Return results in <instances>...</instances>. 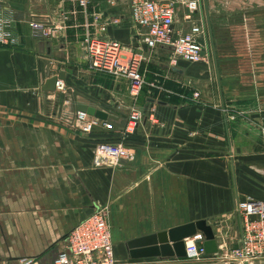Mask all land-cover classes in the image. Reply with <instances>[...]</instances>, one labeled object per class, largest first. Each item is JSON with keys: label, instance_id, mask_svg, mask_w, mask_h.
<instances>
[{"label": "crops", "instance_id": "obj_1", "mask_svg": "<svg viewBox=\"0 0 264 264\" xmlns=\"http://www.w3.org/2000/svg\"><path fill=\"white\" fill-rule=\"evenodd\" d=\"M154 1L174 2L176 27L188 31L187 0ZM129 3L89 0L84 11L72 0H0V15L11 21L18 38L17 44L0 43V264H20L25 257L54 264L64 236L102 207L108 210L117 263L151 262L163 256L133 257L127 241L200 218L215 219V228L238 199L264 200V111L260 119L255 114L234 121L223 110L228 100L220 75L213 74L222 67L211 58L217 53L216 28L207 0H200L192 22L204 26L199 41L209 57L195 63L179 59L176 66L170 65L169 47L150 49L144 43L145 29L132 21ZM30 12L50 15L66 28L51 39L34 37ZM241 12H233L236 21ZM101 24L108 25L105 35L146 57L140 71L147 84L137 98L127 79L90 65L85 34L98 33ZM260 31L256 34L264 36V26ZM249 46L253 68L264 44ZM62 73L65 91L43 89ZM190 79L199 97L174 87L173 81ZM78 103L114 114L118 122L110 129L88 114L96 126L84 132ZM133 106L145 114L127 134L124 122ZM103 141L123 142L132 159L95 166Z\"/></svg>", "mask_w": 264, "mask_h": 264}, {"label": "built area", "instance_id": "obj_2", "mask_svg": "<svg viewBox=\"0 0 264 264\" xmlns=\"http://www.w3.org/2000/svg\"><path fill=\"white\" fill-rule=\"evenodd\" d=\"M84 11L89 0H72ZM187 13L185 18L190 21L188 31L180 32L177 27V9L172 1L130 0L129 6L132 21L145 29L144 43L155 49L166 46L171 49L170 65L176 66L179 59L195 63L205 61L209 53L205 45L199 41L203 35L202 23L193 21L194 13L200 8V0L185 2ZM66 16L64 20H66ZM11 21L0 15V43L17 44L18 38L11 30ZM115 20L114 23H118ZM27 23L34 37L51 39L66 25L53 22L50 15L30 12ZM88 26V24H87ZM107 24H101L96 34L86 32L84 43L91 67L101 73L117 79H127L131 97L137 98L147 84L140 71L142 62L146 59L143 53L132 51L123 43L105 35ZM157 87L156 83H150ZM56 90L65 91L62 79L58 80ZM199 97V92H195ZM154 108L150 109L153 114ZM145 111L137 106L131 107L125 131L132 134L138 123L144 117ZM231 118H235L231 115ZM77 120L84 132H90L96 125L86 112H78ZM111 129L112 123H104ZM133 152L123 142H100L96 147L94 165L118 166L124 159H132ZM236 222L234 229L223 224L224 219H218V229L214 228L218 240V251L206 253L204 247L205 233L197 230L185 237L186 256L189 259L205 258L219 259L230 264L245 262L264 264V200L258 198L238 199L232 211ZM34 258L25 257L20 264H33ZM114 253L112 233L108 222L107 207L98 208L75 225L61 240L54 264H117ZM2 264H10L8 260Z\"/></svg>", "mask_w": 264, "mask_h": 264}, {"label": "rangeland", "instance_id": "obj_3", "mask_svg": "<svg viewBox=\"0 0 264 264\" xmlns=\"http://www.w3.org/2000/svg\"><path fill=\"white\" fill-rule=\"evenodd\" d=\"M258 1L207 0L212 16L216 18H214L216 29L214 30L213 43L216 44L217 53L211 54V58H214V61H218L222 67L220 71L214 70L213 74H218L221 77L223 93L228 100L223 110L228 115H234V121L239 118L245 119L248 116L253 119L251 116L255 114H258L260 119L261 113L264 111V64L262 65L264 53L257 52L259 54L253 58L254 63L257 61L253 64V68L252 63L248 61L249 59L252 60L250 58L251 52H249L251 46L249 45L251 43L255 46L256 44H264V38L260 39L262 35L256 34L261 32L260 29L264 26L261 16L264 13V1ZM235 10H243L241 14L239 13L238 21L233 17ZM249 29L251 32L248 33ZM234 50L235 52L232 53ZM232 61H237L241 64L237 68L232 67ZM247 64L250 67L248 70L246 68ZM252 77L253 81H251ZM173 82L174 87H178V89L183 88L184 91L188 89L190 92L193 91V94L195 91H200L196 89L192 79L184 82ZM257 137L260 140V135ZM262 188L264 190V186ZM222 219H224V225L230 226L231 230L234 229L236 219L232 211L223 215ZM210 221L215 223V219L211 218ZM215 228L218 229L219 226L215 225ZM218 260L209 258L202 260L189 258L170 259L163 257L151 262H138L135 264H226Z\"/></svg>", "mask_w": 264, "mask_h": 264}, {"label": "water", "instance_id": "obj_4", "mask_svg": "<svg viewBox=\"0 0 264 264\" xmlns=\"http://www.w3.org/2000/svg\"><path fill=\"white\" fill-rule=\"evenodd\" d=\"M64 74L52 77L46 81V91H54L58 80L64 79ZM78 108L89 115L95 116L104 120V123L118 122V117L110 114L107 111L98 109L87 104L78 103ZM125 121L124 123H126ZM123 126L121 123H116ZM116 125V126H117ZM96 126V125H95ZM197 230H202L205 233L203 242L206 253H214L218 251V240L214 228L207 218H200L182 224L170 227L167 230L155 232L152 234L135 237L127 241L130 255L133 257L147 256H186L185 237L192 235ZM230 264H235L234 262ZM244 264H250L245 262Z\"/></svg>", "mask_w": 264, "mask_h": 264}, {"label": "bare ground", "instance_id": "obj_5", "mask_svg": "<svg viewBox=\"0 0 264 264\" xmlns=\"http://www.w3.org/2000/svg\"><path fill=\"white\" fill-rule=\"evenodd\" d=\"M237 264H241V263H237ZM250 264H255V263L254 262L253 263L250 262Z\"/></svg>", "mask_w": 264, "mask_h": 264}]
</instances>
